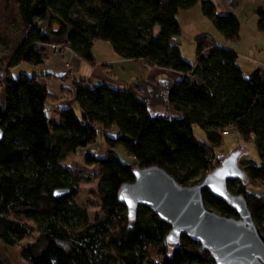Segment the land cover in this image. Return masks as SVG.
<instances>
[{
	"label": "trees",
	"instance_id": "obj_1",
	"mask_svg": "<svg viewBox=\"0 0 264 264\" xmlns=\"http://www.w3.org/2000/svg\"><path fill=\"white\" fill-rule=\"evenodd\" d=\"M14 1L25 37L8 60L0 55V66L5 68L0 76V127L5 131L0 140V239L4 243L16 246L38 228L37 238L22 249L29 264H216L187 236L177 246H169L171 225L145 206L130 223L118 193L123 183L134 181L133 169L145 165L124 161L110 147L115 126L121 141L145 151L148 165L166 168L184 185L200 182L221 163L216 148L224 142V130L233 126L245 141L255 137L262 163L240 159L248 181L229 179L228 186L246 196L264 232V196L254 194L249 186H264V73L258 70L247 78L238 53L205 34L196 39L197 64L185 59L178 13L199 0ZM202 9L226 40L240 39L241 22L235 14H219L211 0H204ZM258 26L264 32V9ZM98 40L109 41L121 57L138 62L144 76L125 87L73 80L80 114L50 91L51 74H14L24 62L44 63L46 46L52 45H66L95 64L93 47ZM154 67L183 76L151 81L146 73ZM161 90H167L168 105L179 115L152 111L150 97ZM49 100L59 107V122H52L46 110ZM196 125L207 140L197 137ZM100 135L108 141L107 151L86 154L87 164L101 166L102 174L95 190L99 211L91 220L88 209L75 199L80 193L75 185L78 178L62 160L96 143ZM64 188L71 191L54 194ZM203 195L209 207L238 216L209 189ZM0 264L6 263L0 260Z\"/></svg>",
	"mask_w": 264,
	"mask_h": 264
},
{
	"label": "rangeland",
	"instance_id": "obj_2",
	"mask_svg": "<svg viewBox=\"0 0 264 264\" xmlns=\"http://www.w3.org/2000/svg\"><path fill=\"white\" fill-rule=\"evenodd\" d=\"M203 1L199 0L194 7L187 10L182 9L178 13V19L183 31L181 48L185 59L193 65L197 64L196 39L198 36L205 34L214 38L218 44L233 49L239 54L238 64L243 68L244 75L247 78L251 77L257 70L264 69V32L258 26L259 12L264 9V0H240V3L237 5L233 4V0H211L216 5L219 14H235L240 20L241 31L238 41H227L223 37L217 26L204 14L202 9ZM24 37L25 31L18 2L14 0H0V55L5 60H8L15 47ZM68 67L71 68V65L68 64ZM22 72L32 73L33 65L24 62L14 69L15 75H19ZM150 98V106L154 113L167 116L179 115L168 105L167 90H161ZM63 99L61 103L69 105V102ZM47 103L46 110L53 112V102L49 100ZM77 111L79 114L81 113L79 108H77ZM50 117L55 120V115ZM194 130L197 137L207 140L205 131L200 126L196 125ZM110 134L113 136L110 141V147L119 152L124 161H134L143 165L149 164L145 151L141 147L124 143L117 138L119 134L118 126H115L110 131ZM107 149L108 141L100 135L96 143L88 147L79 148L77 154L69 153L62 160L63 165L68 167L73 172V175L78 178V183L75 185L79 187L80 193L75 199L81 206L88 209L91 220L95 218L99 211L100 200L95 190L97 189L99 180L102 178V174L101 166L87 164L86 154L88 152H95L96 154L104 153ZM237 150L242 151L241 161L247 162L253 160L258 164L262 163L255 137H252L249 141H245L239 134L234 132L224 136L223 144L216 148V155H221L220 160L222 161L226 156ZM249 186L254 194L264 196V186L258 183L255 185L250 184ZM31 223L34 224L33 222ZM37 230L38 228L16 246L8 245L0 239V260H3L6 264H29L23 257L22 249L27 243L33 242L37 238ZM148 264H159V262H148Z\"/></svg>",
	"mask_w": 264,
	"mask_h": 264
},
{
	"label": "water",
	"instance_id": "obj_3",
	"mask_svg": "<svg viewBox=\"0 0 264 264\" xmlns=\"http://www.w3.org/2000/svg\"><path fill=\"white\" fill-rule=\"evenodd\" d=\"M4 136L0 127V140ZM241 155L240 150L232 152L204 179L188 185L160 165L135 167L134 181L123 183L118 193L130 223L137 220L139 208L145 206L171 225L166 238L171 247L187 236L208 251L216 264H264V232L246 196L232 192L228 186L229 179L248 181V173L239 164ZM205 189L228 202L238 216L209 207L203 195ZM70 191L57 189L54 194Z\"/></svg>",
	"mask_w": 264,
	"mask_h": 264
},
{
	"label": "crops",
	"instance_id": "obj_4",
	"mask_svg": "<svg viewBox=\"0 0 264 264\" xmlns=\"http://www.w3.org/2000/svg\"><path fill=\"white\" fill-rule=\"evenodd\" d=\"M100 41L105 40H98L93 47L95 64H90L85 61L71 49H66V52L61 54L54 51L52 47L46 46L47 58L41 65L33 66V72L51 74L52 77L49 80L50 91L58 96L59 99L64 98V101L69 102V106L76 109L79 107L76 101V90L73 84V80L75 79L85 78L91 79L95 83L107 82L116 86L125 87L139 77L144 76L142 66L138 62L121 57L114 50L112 44H107L109 43L108 41ZM68 64L71 65V68L68 67ZM259 71L264 73L263 68L259 69ZM4 72L5 68L0 66V76L3 75ZM182 76L183 73L181 72L159 67L151 68L146 73V77L151 81L164 79L166 77L180 79ZM63 77L65 78L63 79ZM52 102L54 111L51 112L50 110L49 112L47 110V112L50 116L55 115V120L50 117L52 122H59L61 119L60 112L58 111L59 107L56 105V102Z\"/></svg>",
	"mask_w": 264,
	"mask_h": 264
},
{
	"label": "built area",
	"instance_id": "obj_5",
	"mask_svg": "<svg viewBox=\"0 0 264 264\" xmlns=\"http://www.w3.org/2000/svg\"><path fill=\"white\" fill-rule=\"evenodd\" d=\"M52 49H54V51L56 52L63 53L64 51H66V49H69V48L66 45H52ZM69 105L66 104L65 106H69ZM233 130H234L233 126H230L228 129L224 130L223 133L225 135H228V134H231Z\"/></svg>",
	"mask_w": 264,
	"mask_h": 264
}]
</instances>
